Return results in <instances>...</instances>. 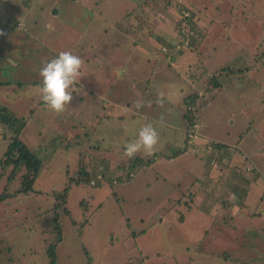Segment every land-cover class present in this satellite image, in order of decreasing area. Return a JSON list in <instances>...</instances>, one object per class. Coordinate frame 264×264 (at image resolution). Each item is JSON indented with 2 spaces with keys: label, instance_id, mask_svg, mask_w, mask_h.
<instances>
[{
  "label": "rangeland",
  "instance_id": "1",
  "mask_svg": "<svg viewBox=\"0 0 264 264\" xmlns=\"http://www.w3.org/2000/svg\"><path fill=\"white\" fill-rule=\"evenodd\" d=\"M175 3L0 0V110L19 119L16 129L26 120L19 138L41 161L34 191L0 203V264H48L44 241L55 239L50 209L66 174L75 176L80 154L93 181L103 179L69 190L76 225L60 215L56 264H87L85 252L92 264H264V0H182L194 16L190 37L199 40L183 38L168 60L162 44L181 38L170 35L178 22ZM61 51L81 56L84 65L73 100L55 115L40 98L39 72ZM220 66L244 70L222 74L223 89L211 99L216 92L203 86ZM194 92L200 111L192 132L204 144H226L231 173L241 168L240 186L230 185L232 203L220 204L236 229L222 222L228 218H219L217 206L205 207L223 191L219 162L198 157L200 146L185 134L183 100ZM138 100L144 107L137 108ZM145 123L160 135L154 153L182 152L128 178L127 170L113 169L132 159L124 145ZM54 140L56 147L45 149ZM7 145L0 137V158ZM5 182L1 176L0 193ZM20 182L17 175L10 192Z\"/></svg>",
  "mask_w": 264,
  "mask_h": 264
},
{
  "label": "trees",
  "instance_id": "2",
  "mask_svg": "<svg viewBox=\"0 0 264 264\" xmlns=\"http://www.w3.org/2000/svg\"><path fill=\"white\" fill-rule=\"evenodd\" d=\"M175 12L178 15V22L175 24L174 29L171 30L170 35L174 37L181 36V38L179 40L172 39L173 41L172 45L168 43L162 44L161 46L162 51L165 52L168 60H172L177 55L179 50L178 47L180 46L183 38L190 39L193 42L199 40V35L198 38H195L194 40L190 37V34L192 35L195 34L192 27L193 25L192 18L194 16L193 15L191 16L188 13L189 10L182 4V0H176ZM128 13L129 11L127 12V15ZM185 13H188V15L186 16ZM142 25H144L143 22L139 24V27H141ZM187 28L188 30L186 31ZM188 45H190V42H188ZM188 49L194 52L195 49L194 44H192ZM263 56L264 54H262L260 58ZM243 70L244 69L233 68L232 66H220L216 68L211 72L210 76L205 81L203 86L204 92H216V94L212 93L213 95L211 99H214L217 96V94L221 93L223 89L222 84L219 82V78L222 76V74L240 76L242 75ZM191 96L183 100L184 107L182 108V113H183L182 116L187 124L185 134L190 144L192 142L197 144V146H200V148L194 149V153L197 154L198 157L204 154L207 160L213 162V160L215 159V157H217L219 153H225L226 151H228L227 150L228 146L226 144L211 143V142L204 144L202 143L201 138L199 136L194 135L192 129L196 125V120H197L196 115L199 113L200 108L196 104V100H191L193 98L195 99L196 97H198V94L194 92L192 93ZM1 112L5 114H2ZM18 121L19 119L14 115L6 114V109L3 108L0 110V137L8 140L7 148L3 153L2 157L0 158V177L4 176L6 179L5 186L0 193V203L15 197L18 193L34 191L33 185L35 183L36 177L41 167L40 159L35 154H33L19 138V131H21L24 121L26 120L22 121L23 123L20 124L19 129H16L15 124L18 123ZM241 139L242 137L239 138V141ZM54 142L55 140L50 142L48 146H45V149L55 148L56 146ZM60 142H66V140L63 139ZM180 152H182V150L169 152L170 153L169 156H166L163 153L160 154L154 153L150 157L149 156L142 157V155L138 153L131 160H129L128 163L125 164V162H120V164L115 166L113 170L115 172L121 169L127 170L129 172L127 177L129 178L132 176V174L135 173L136 170L149 167L150 165L153 164L155 160L165 159V158L168 160H172V158L177 154H179ZM78 159L79 161L75 172V176L69 177L68 174H66L67 183L63 191L55 195L54 207L50 209L55 211L52 219V221L54 222L53 231H54L55 239L54 242L52 243L44 241L48 264H56V247L59 244V242H61L62 240V231H61V224L59 218L60 215L67 216L70 219V222L73 225H76L75 221L71 219V213L67 208V199H68L67 196L69 190L71 189L72 186H79V185L95 186L97 183L98 185H100L101 183H99V181L103 179V176H100L98 182L97 183L94 182L91 174V164L89 160L83 154H80ZM5 168H8L7 173H3ZM17 175H19L21 181L20 188L15 192H10L9 185ZM115 179L117 180L119 179V177H115ZM185 197L187 196L182 195L181 199ZM226 198L224 199V201H222V205H224L227 202ZM189 202H192V199H190ZM176 203H180V200H177ZM190 208L191 207H188V209ZM226 216H228L227 213H225V218L228 219L227 220L223 219L222 222L230 225L233 229L238 228L234 219H232V217H226ZM80 232L81 230L79 228L78 233L80 234ZM85 256L87 257L86 259L87 264H92L91 258L87 252H85ZM190 263L191 261H188L186 264H190Z\"/></svg>",
  "mask_w": 264,
  "mask_h": 264
},
{
  "label": "clouds",
  "instance_id": "3",
  "mask_svg": "<svg viewBox=\"0 0 264 264\" xmlns=\"http://www.w3.org/2000/svg\"><path fill=\"white\" fill-rule=\"evenodd\" d=\"M0 35H4L0 32ZM84 60L71 51H61L58 56L44 64L39 72L42 86L39 95L48 110L55 115L62 114L73 100V87L80 82ZM158 103H163V93L158 95ZM137 108L144 107L142 101L136 102ZM160 142V135L151 123H145L135 140L124 145L123 155L133 158L138 153L152 156Z\"/></svg>",
  "mask_w": 264,
  "mask_h": 264
},
{
  "label": "crops",
  "instance_id": "4",
  "mask_svg": "<svg viewBox=\"0 0 264 264\" xmlns=\"http://www.w3.org/2000/svg\"><path fill=\"white\" fill-rule=\"evenodd\" d=\"M231 155L228 153V151H226L225 153H219L217 155V157H215V159L213 160V164L216 165L217 162H219V164L216 166V170L218 171V174L216 176L220 177L221 182L219 183V189H221V191H223V194H221V196L218 198L217 196H215L213 199H211L210 201H207L205 203V207L208 204H213L214 206L218 207V215L219 218L222 219L225 216V213H227L226 209L227 207L222 208V206L220 204H222V199H225L227 202L225 203V205L227 206L228 204H231L232 201L234 199L233 196H230L231 194L229 193V190L231 188L230 185L234 184L235 182L238 183V185L240 184V178H241V169L236 167H233L234 170L231 173V164H230V158ZM216 160V161H215ZM227 173H231L230 175ZM202 174H205V170H203L202 172H200L198 175V177H201L203 180L204 179V175L202 176ZM240 186V185H239ZM246 186V184L244 185V187ZM213 186H211L212 189ZM242 201L238 202V205L241 207L242 206ZM220 206V207H219ZM216 209V208H215ZM256 216H263V213H256ZM233 219V218H232Z\"/></svg>",
  "mask_w": 264,
  "mask_h": 264
},
{
  "label": "built area",
  "instance_id": "5",
  "mask_svg": "<svg viewBox=\"0 0 264 264\" xmlns=\"http://www.w3.org/2000/svg\"><path fill=\"white\" fill-rule=\"evenodd\" d=\"M185 15L187 16V15H188V13H185Z\"/></svg>",
  "mask_w": 264,
  "mask_h": 264
}]
</instances>
